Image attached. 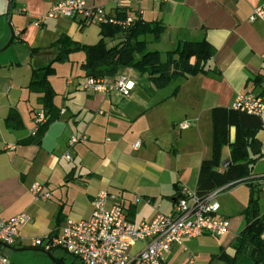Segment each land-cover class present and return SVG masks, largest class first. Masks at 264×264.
Masks as SVG:
<instances>
[{
    "label": "crops",
    "instance_id": "obj_1",
    "mask_svg": "<svg viewBox=\"0 0 264 264\" xmlns=\"http://www.w3.org/2000/svg\"><path fill=\"white\" fill-rule=\"evenodd\" d=\"M56 1L12 0L11 5L17 4L14 36L27 44L34 35L43 36L34 43L39 44L35 48L45 50L48 56L51 53L50 57L44 63H32L33 55L38 54L33 51L26 67L14 68L11 60L0 62V217L22 212L31 217L19 229L22 240L12 246L20 249L12 250L17 253L43 251L30 245L32 238L56 234L67 217L88 218L91 200L100 191L113 194L114 202L135 223L171 212L182 188L195 190L199 164L211 155V109L230 107L238 92L264 101V21L248 20L253 8L264 0H142L131 4V10H139L143 20L163 26L157 40L152 34L140 37L147 49L163 53L181 41L206 40L213 48L206 72L178 77L155 88L147 74L122 67L116 74H126L134 82L126 96L86 92L81 87L86 77L79 67L84 54L71 53L66 62L55 63L54 74L48 76L57 118L48 124L39 143H22L33 134L35 113L42 108L40 94L27 88L31 69L54 57L48 46L60 34L85 44L99 39L96 23L82 25L65 17L41 20ZM84 2L107 12L113 10L111 0ZM118 40H108V45ZM12 110L22 122L20 128L6 125L5 118ZM184 121L189 126L180 128ZM72 135H85L86 139L69 145ZM256 138L264 153V129ZM136 141L140 145L133 148ZM66 152L71 159L65 158ZM227 155L228 147L224 146L223 160ZM262 175L264 154L255 161L250 180ZM34 183L41 184L49 197L35 200L29 191ZM248 193L243 182L220 187L217 215L227 220L225 233L183 238L172 245L165 264H217L224 260L221 254L233 256L232 242L245 225L241 211L247 205ZM257 197L264 211V192L259 190ZM143 245L132 243L130 255L137 254ZM6 250H2L5 255ZM6 256L15 264L11 255ZM54 258L63 264L62 256Z\"/></svg>",
    "mask_w": 264,
    "mask_h": 264
},
{
    "label": "built area",
    "instance_id": "obj_2",
    "mask_svg": "<svg viewBox=\"0 0 264 264\" xmlns=\"http://www.w3.org/2000/svg\"><path fill=\"white\" fill-rule=\"evenodd\" d=\"M112 11H105L100 6H87L84 0H57L41 16V20L65 17L79 24H116L128 27L141 17L139 10H131L130 5L142 0H111ZM160 1V0H149ZM121 11H128L118 15ZM264 21V3L253 8L248 20ZM134 82L126 74L91 77L84 79L81 87L86 92H115L126 96L133 88ZM231 107L235 110L258 116L264 121V101L251 93L238 92ZM60 112H64L61 109ZM46 116L41 108L34 116L35 127L44 123ZM184 121L180 128L189 126ZM85 135H72L68 143L73 145L85 140ZM140 145L139 141L133 148ZM66 159H71L68 152ZM259 190L264 192V175L253 180ZM220 188L204 196H198L182 188L176 197L173 210L169 213H157L150 221L132 222L122 206L115 203L113 194L100 191L91 200V213L88 218L74 220L67 217L56 234L43 238H32L30 245L49 252L61 248L77 257L82 264H165L166 256L172 245L181 243L185 237L195 238L202 234L221 236L227 228V220L217 215L219 204L216 195ZM29 191L34 199H46L49 193L43 191L39 183L31 185ZM31 220L28 213L22 212L10 218L0 217V264H11L9 258L1 251L2 245L14 246L22 240L19 229ZM143 242V247L135 255H130L132 243Z\"/></svg>",
    "mask_w": 264,
    "mask_h": 264
},
{
    "label": "trees",
    "instance_id": "obj_3",
    "mask_svg": "<svg viewBox=\"0 0 264 264\" xmlns=\"http://www.w3.org/2000/svg\"><path fill=\"white\" fill-rule=\"evenodd\" d=\"M128 11H121L122 15ZM163 26L157 21H145L137 17L134 24L121 27L116 24H99V39L93 44L80 43L67 34H60L49 46L54 50V57L44 66L31 69L28 90L39 93L38 102L44 110L46 120L40 124L34 134L22 143H39L48 124L57 118L52 99L54 91L48 76L54 74V64L64 63L69 55L82 52L84 59L79 67L84 76H113L122 67H129L140 74H147L155 88L166 86L178 77L206 72V63L213 54L212 46L206 40L181 41L173 50L163 53L148 50L146 41L140 37L152 34L157 40ZM119 40L108 45V40ZM31 51H38L37 48ZM259 78H255L257 82ZM9 128H20L22 122L16 111H10L5 118ZM211 120V155L199 164L198 177L194 192L198 196L223 187L243 182L249 188L248 202L241 211L245 225L232 242L233 256L221 254L227 264H235L243 256H248L254 264H264V211L258 204L259 188L250 180L255 161L264 153L256 133L264 129V121L254 114L235 110L231 106H215L210 111ZM233 129V139L230 130ZM228 147L229 164L221 166L222 149ZM38 249V248H37ZM52 259L60 264L59 259Z\"/></svg>",
    "mask_w": 264,
    "mask_h": 264
},
{
    "label": "rangeland",
    "instance_id": "obj_4",
    "mask_svg": "<svg viewBox=\"0 0 264 264\" xmlns=\"http://www.w3.org/2000/svg\"><path fill=\"white\" fill-rule=\"evenodd\" d=\"M15 5L14 7L10 9L9 23H8L6 20L7 0H0V49L3 48L7 44L12 34H14L13 23L15 22V15H16ZM32 36L33 35L30 33V37ZM42 38L43 36L35 37L34 35L33 41H32V38H29V40L32 42L31 43L29 42L30 44L29 43L27 44V42L22 43L20 39L14 36L12 42L3 51L0 52V62L11 60L13 62L12 63L13 66H15L14 68L18 66L26 67L28 65L27 62L29 61V59H32L30 57L31 56L30 52H32L31 49H34L35 47H37V45H39V44H34V43H37V41ZM37 49L38 51L36 52L38 54L33 55L34 60L32 59V63H44V61L48 57H50L51 53L48 56V52H45V50H40L39 48ZM17 62L21 63L22 65H16ZM13 254L15 255V257L12 256ZM49 254L53 255L54 257L62 256L63 264H80L79 263L80 261L77 257L73 256L72 254L67 253L61 248H55L52 251H50ZM49 254H47L46 251L30 252V251L24 250V251H19L17 253L9 249L6 250V255L8 256L11 255L10 257L12 261L15 262V264H56V262L49 256ZM15 258H18V259H15ZM217 264H227V262L224 260H219ZM235 264H254V262L248 256H243Z\"/></svg>",
    "mask_w": 264,
    "mask_h": 264
},
{
    "label": "water",
    "instance_id": "obj_5",
    "mask_svg": "<svg viewBox=\"0 0 264 264\" xmlns=\"http://www.w3.org/2000/svg\"><path fill=\"white\" fill-rule=\"evenodd\" d=\"M11 5H12V0H7V9H6V20L9 23V13H10V9H11ZM14 34H12L11 38L9 39V41L7 42V44L0 49V52L3 51L13 40ZM229 164V159H224L221 162V166L223 168L227 167V165ZM3 249H10V250H20L19 248H13L12 246H7V245H2L1 246V251ZM47 254H49L48 252H46Z\"/></svg>",
    "mask_w": 264,
    "mask_h": 264
}]
</instances>
